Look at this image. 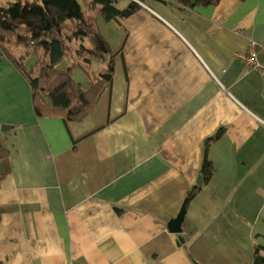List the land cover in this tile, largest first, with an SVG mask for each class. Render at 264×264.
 <instances>
[{
  "label": "crops",
  "instance_id": "crops-1",
  "mask_svg": "<svg viewBox=\"0 0 264 264\" xmlns=\"http://www.w3.org/2000/svg\"><path fill=\"white\" fill-rule=\"evenodd\" d=\"M132 2L99 17L118 28L99 25L112 87L81 121L39 117L0 48V264H253L264 248V78L238 57L257 43L264 62V0Z\"/></svg>",
  "mask_w": 264,
  "mask_h": 264
},
{
  "label": "trees",
  "instance_id": "trees-1",
  "mask_svg": "<svg viewBox=\"0 0 264 264\" xmlns=\"http://www.w3.org/2000/svg\"><path fill=\"white\" fill-rule=\"evenodd\" d=\"M120 0H0V48L32 89L34 109L39 117L61 118L67 125L81 121L95 106L101 93L112 87L114 75L112 51L102 36L98 19L116 20L130 16L138 5L120 9ZM190 7L217 4L219 0H180ZM19 5L26 8L21 9ZM88 35L87 46L81 34ZM37 54L35 64L26 66L29 56ZM68 58V71L56 66ZM93 59L104 64L98 72L90 70ZM80 67L90 78L87 89L71 77V69ZM93 72V73H92ZM220 131L215 139H217ZM213 165L205 159L201 174L207 182ZM0 171V180H1ZM200 187L192 188L188 201ZM253 264H264V248L255 245Z\"/></svg>",
  "mask_w": 264,
  "mask_h": 264
},
{
  "label": "rangeland",
  "instance_id": "rangeland-1",
  "mask_svg": "<svg viewBox=\"0 0 264 264\" xmlns=\"http://www.w3.org/2000/svg\"><path fill=\"white\" fill-rule=\"evenodd\" d=\"M98 23H99L100 26H102V30L105 32V34H107V36L110 37L111 35L108 33L107 28H106V25H108L109 23L107 21H104L103 22V19L102 18H99ZM109 25L114 26L113 23H110ZM114 27H116V29H118L117 26H114ZM110 38H112V37H110ZM36 60H37V54L32 53L29 56V59L27 61L26 66L28 68H31L35 64ZM71 63H72V61L70 59L65 58L63 61H61L56 66V69H58L59 71H68L71 68V65H72ZM101 68H102V64L98 60L93 59L90 70L93 71V72H97ZM70 74H71V77L76 82L81 83L85 89H87L89 87L90 78L87 75V73L84 72L80 67L74 66L71 69V73Z\"/></svg>",
  "mask_w": 264,
  "mask_h": 264
},
{
  "label": "built area",
  "instance_id": "built-area-1",
  "mask_svg": "<svg viewBox=\"0 0 264 264\" xmlns=\"http://www.w3.org/2000/svg\"><path fill=\"white\" fill-rule=\"evenodd\" d=\"M257 43H252L246 52L238 54V57L243 60V62L249 66L252 70L259 72L264 78V62L260 61L256 53ZM264 123V121H263ZM69 264H80L76 262H71Z\"/></svg>",
  "mask_w": 264,
  "mask_h": 264
},
{
  "label": "water",
  "instance_id": "water-1",
  "mask_svg": "<svg viewBox=\"0 0 264 264\" xmlns=\"http://www.w3.org/2000/svg\"><path fill=\"white\" fill-rule=\"evenodd\" d=\"M202 183H203V179L201 176H199L198 181H197L198 186L201 187ZM187 202H188V199H186L185 202L183 203V206L178 216L169 222V228L173 233H176V234L182 233V224H183L186 210H187ZM179 240L180 242H183L182 237H179Z\"/></svg>",
  "mask_w": 264,
  "mask_h": 264
}]
</instances>
